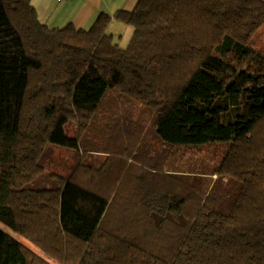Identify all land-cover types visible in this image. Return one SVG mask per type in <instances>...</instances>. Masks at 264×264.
I'll list each match as a JSON object with an SVG mask.
<instances>
[{
	"label": "trees",
	"instance_id": "1",
	"mask_svg": "<svg viewBox=\"0 0 264 264\" xmlns=\"http://www.w3.org/2000/svg\"><path fill=\"white\" fill-rule=\"evenodd\" d=\"M263 26L264 0H138L89 29L0 0V221L40 250L0 227V264H264ZM206 143L213 173L166 169Z\"/></svg>",
	"mask_w": 264,
	"mask_h": 264
},
{
	"label": "rangeland",
	"instance_id": "2",
	"mask_svg": "<svg viewBox=\"0 0 264 264\" xmlns=\"http://www.w3.org/2000/svg\"><path fill=\"white\" fill-rule=\"evenodd\" d=\"M119 27L113 26V30L118 29V34L115 35V40H117L122 46H127L132 34L133 26L124 22L119 21ZM111 28V29H112ZM255 46L257 48L264 47V26L261 28L259 33L255 37ZM140 107H136L135 111L139 112ZM137 115L139 113H136ZM143 115L144 120L147 123L149 142L151 146L157 149H162L163 145L160 143L154 131L152 130V115L149 112L140 113ZM226 149L225 144H215V143H206V144H192V145H175L174 148H170L168 152V160L166 163V169L180 170V171H204L208 174L214 172L216 166L221 161L224 151ZM57 159L68 158L69 154L66 152H58L55 154ZM67 159V160H68ZM69 168L65 169L64 172H67ZM211 177V175H208ZM215 177V175H214ZM0 227L5 231L11 233L17 239H19L24 245L29 247L32 250L40 252V250L29 242L22 235L15 233L10 227L5 225L0 221ZM53 261V260H52Z\"/></svg>",
	"mask_w": 264,
	"mask_h": 264
},
{
	"label": "crops",
	"instance_id": "3",
	"mask_svg": "<svg viewBox=\"0 0 264 264\" xmlns=\"http://www.w3.org/2000/svg\"><path fill=\"white\" fill-rule=\"evenodd\" d=\"M138 0H31L39 20L50 27H62L69 23L77 28L89 29L102 14L114 15L120 9H133ZM119 20L113 19L109 31L114 35ZM112 28V29H111Z\"/></svg>",
	"mask_w": 264,
	"mask_h": 264
},
{
	"label": "built area",
	"instance_id": "4",
	"mask_svg": "<svg viewBox=\"0 0 264 264\" xmlns=\"http://www.w3.org/2000/svg\"><path fill=\"white\" fill-rule=\"evenodd\" d=\"M57 1H64V0H57Z\"/></svg>",
	"mask_w": 264,
	"mask_h": 264
}]
</instances>
